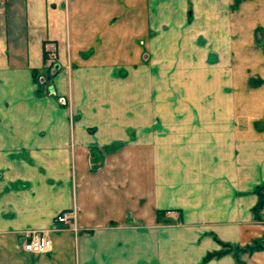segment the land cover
<instances>
[{
    "label": "crops",
    "instance_id": "0c3cea01",
    "mask_svg": "<svg viewBox=\"0 0 264 264\" xmlns=\"http://www.w3.org/2000/svg\"><path fill=\"white\" fill-rule=\"evenodd\" d=\"M222 1L0 0V264H237L203 260L264 239V0L243 104Z\"/></svg>",
    "mask_w": 264,
    "mask_h": 264
},
{
    "label": "rangeland",
    "instance_id": "374dc122",
    "mask_svg": "<svg viewBox=\"0 0 264 264\" xmlns=\"http://www.w3.org/2000/svg\"><path fill=\"white\" fill-rule=\"evenodd\" d=\"M162 3V2H161ZM205 3V2H204ZM225 3V7L223 6V4ZM247 0H228L225 2H220L219 4V14H220V19H222L221 21H227L229 20V24L230 27L232 29V37H234V42H235V65L237 66V76H236V82L237 83V101H240L239 104H243L244 100H245V96H247L244 93V90L241 86V84H243L242 82H244V79L247 76H243V74H247V73H243L244 69H247V66L245 64H247V44L252 40V32H250L253 29V26H255V20H258L257 18H253V16H248L247 15ZM195 17V14H194ZM260 17V16H259ZM262 19H264L263 17H261ZM147 16H146V8H145V2L141 1V26L146 24V20ZM195 21V18H194ZM146 37V36H145ZM264 37V36H263ZM198 41H200V46L207 45V40L205 37H202L200 39H198ZM203 41V43H202ZM140 44L141 46L146 44V38L143 39V35H141L140 37ZM251 48L254 47L253 45H250ZM233 59V62H234ZM57 64V54L55 55V57H50L47 54H45L44 57V67L43 70L39 72V75L42 76L43 78H46V76H48V79H50L52 76V70L54 68V65ZM41 77V78H42ZM46 79V82L47 80ZM244 94V95H243ZM245 254L240 253L239 251V255L238 258L240 259V261H242V258H244Z\"/></svg>",
    "mask_w": 264,
    "mask_h": 264
},
{
    "label": "built area",
    "instance_id": "2783aa9c",
    "mask_svg": "<svg viewBox=\"0 0 264 264\" xmlns=\"http://www.w3.org/2000/svg\"><path fill=\"white\" fill-rule=\"evenodd\" d=\"M50 57H55L56 50L52 49L48 52ZM56 65H54L55 67ZM78 212L76 208L69 211H64L55 217V225L62 226L64 229L78 231L77 227ZM61 227V228H62ZM33 230L26 233V243L24 245V250L26 252L34 254H45L52 250V241L50 239V233L53 230Z\"/></svg>",
    "mask_w": 264,
    "mask_h": 264
},
{
    "label": "trees",
    "instance_id": "16d2710c",
    "mask_svg": "<svg viewBox=\"0 0 264 264\" xmlns=\"http://www.w3.org/2000/svg\"><path fill=\"white\" fill-rule=\"evenodd\" d=\"M46 54V53H45ZM33 77L35 79V81L37 83H39V79L42 77L39 75V72L34 71L33 72ZM50 77V76H49ZM45 80L48 79V76H46V78H44ZM264 190V185L260 186L259 188H257V192L261 193L262 196V191ZM257 207L255 208V210L258 212L262 206L264 205V198L262 197L261 200L259 201V203H257ZM162 214H159V217ZM263 249L264 250V239L255 242L254 244L250 245V246H246V247H239V246H232V245H228V244H222V248L220 251L217 252H213V253H208L207 256L204 258L203 263H206L214 258H219L222 257L224 255H227V253H233L237 259V264H245L242 261H240V259L238 258L239 255V251L242 254H247V253H253V251H259Z\"/></svg>",
    "mask_w": 264,
    "mask_h": 264
}]
</instances>
